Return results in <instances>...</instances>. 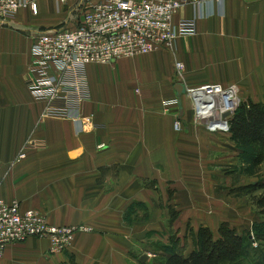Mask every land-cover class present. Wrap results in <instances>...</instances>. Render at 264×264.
<instances>
[{
	"label": "crops",
	"instance_id": "crops-1",
	"mask_svg": "<svg viewBox=\"0 0 264 264\" xmlns=\"http://www.w3.org/2000/svg\"><path fill=\"white\" fill-rule=\"evenodd\" d=\"M187 1L176 20L196 18V32L173 49L88 65L91 98L82 112L92 124L85 126L44 116V102L27 86L34 36L73 24L78 3L58 10L38 0L37 13L24 7L0 20V197L51 224L93 228L55 255L45 238L12 243L0 264H154L163 249L195 248L201 225L217 232L228 221L242 234L264 222L241 189L256 181L245 175L248 155L229 131L196 124L185 93L173 102L177 60L189 87L236 84L241 101L264 104V0ZM30 137L46 146L18 159ZM261 247L244 262L264 264Z\"/></svg>",
	"mask_w": 264,
	"mask_h": 264
},
{
	"label": "built area",
	"instance_id": "built-area-1",
	"mask_svg": "<svg viewBox=\"0 0 264 264\" xmlns=\"http://www.w3.org/2000/svg\"><path fill=\"white\" fill-rule=\"evenodd\" d=\"M37 1L0 0V20H13L24 7L37 13ZM53 1L58 10L75 1L79 8L84 7V12L71 25L44 30L34 36L27 86L35 99L44 102V116L70 118L82 126L92 124V116L82 112L83 104L91 98L88 65H111L120 59L161 48L173 49L177 38L196 32V18L176 20L187 0ZM207 1L191 0V3L199 6ZM175 64L180 79L183 64L177 60ZM184 86L193 105L194 122L207 121L211 130L229 131V117L224 118L222 113L233 114L240 105L238 86ZM173 102L180 104V98ZM216 111L220 113L219 119H216ZM181 127L182 120L177 118L175 128L180 130ZM45 146L44 140L30 137L18 159L26 156L27 149ZM92 230L84 224H51L40 211L22 210L19 201L8 202L0 197V257L8 245L29 237L48 239V252L55 255L69 248L77 233ZM251 236L254 239L253 234ZM253 245L257 246L258 242L254 241Z\"/></svg>",
	"mask_w": 264,
	"mask_h": 264
},
{
	"label": "trees",
	"instance_id": "trees-1",
	"mask_svg": "<svg viewBox=\"0 0 264 264\" xmlns=\"http://www.w3.org/2000/svg\"><path fill=\"white\" fill-rule=\"evenodd\" d=\"M229 133L236 147L248 155L245 171L256 178L241 189L264 218V173H259L264 171V104L251 99L241 101L229 117ZM176 217L172 210V221ZM254 241L258 242L257 246L253 245ZM263 245L264 222L241 234L228 221H223L217 232L201 225L197 246L188 253L163 249L154 264H246L248 255H257Z\"/></svg>",
	"mask_w": 264,
	"mask_h": 264
},
{
	"label": "rangeland",
	"instance_id": "rangeland-1",
	"mask_svg": "<svg viewBox=\"0 0 264 264\" xmlns=\"http://www.w3.org/2000/svg\"><path fill=\"white\" fill-rule=\"evenodd\" d=\"M91 1V0H90ZM83 12H84V7L83 8H77L76 7V11H75V14H77V16H80V15H82L83 14ZM136 56H142V55H135L134 57H136ZM133 57V56H132ZM132 57H128V58H124V59H130V58H132ZM93 66L94 67H96V68H99V67H101L102 65L101 64H93ZM175 67H176V64H175ZM176 71H177V69H176ZM176 74H177V81H178V83H180V82H182V83H184L185 85L187 84L185 81H184V79H183V77H181L180 76V79L178 78V76H179V74H178V72H176ZM187 97V96H186ZM188 98H190V96H188ZM191 100V99H190ZM205 125V124H204ZM207 126V125H206ZM211 130V129H210ZM212 131H220V129H217V130H212ZM221 132V131H220ZM226 132V131H225ZM260 174H262V173H264V171H260L259 172ZM245 175H247V176H249V179H252V177H254V176H252L253 175V173L250 175L248 172H245ZM255 178V177H254ZM223 190H224V192H226V194L227 193H232L230 190L232 189V188H230V187H224V188H222ZM30 210H33V209H30ZM35 210V209H34ZM145 213V212H144ZM46 216V215H45ZM139 216V215H138ZM47 218V217H46ZM48 220V219H47ZM36 238V237H35ZM68 249V248H67ZM66 249V250H67ZM65 251V250H64ZM63 251V252H64ZM62 253V252H61ZM59 254V253H58Z\"/></svg>",
	"mask_w": 264,
	"mask_h": 264
},
{
	"label": "water",
	"instance_id": "water-1",
	"mask_svg": "<svg viewBox=\"0 0 264 264\" xmlns=\"http://www.w3.org/2000/svg\"><path fill=\"white\" fill-rule=\"evenodd\" d=\"M175 88H176V90H177V93H178V96H179V98H180V102H181V99H182L183 94H184V93L186 94L185 86H184V84H182V83H177V84L175 85ZM181 113H182V109H181ZM231 115H232V112H230V111H227V112H223V113H222V116H223L224 118H226V117H230ZM215 116H216V119H219L220 113H219L218 111H216ZM146 257H147L146 254L143 255V256L141 257V260L144 261V260L146 259Z\"/></svg>",
	"mask_w": 264,
	"mask_h": 264
}]
</instances>
